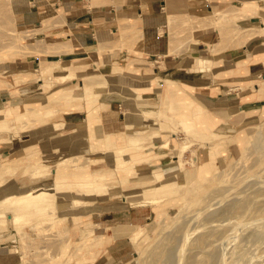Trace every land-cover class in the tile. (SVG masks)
<instances>
[{
  "label": "rangeland",
  "instance_id": "obj_1",
  "mask_svg": "<svg viewBox=\"0 0 264 264\" xmlns=\"http://www.w3.org/2000/svg\"><path fill=\"white\" fill-rule=\"evenodd\" d=\"M249 8L246 4L238 9L214 10L206 12V18L192 17L188 13L174 16L173 21L193 22V25L186 26L189 30L171 29L174 39L170 55L180 52L178 36L192 38L190 32L194 28L212 27L208 31L210 37L201 35L198 41L212 54L247 44L254 36L255 27L257 30L260 27L247 16ZM10 16L0 3V90H9L0 94V166L8 170L0 175V198L11 191L26 192L31 185L30 176L38 170L44 171L37 176L38 182L47 183H52L62 171L70 175L94 172L106 179H97L95 185L107 187L108 194L103 198L88 197L84 215L62 217L63 213L58 210L34 215L31 206L21 209L30 214L19 221L0 224V264H87L89 261L96 264H240L238 261L264 264V112L256 123L245 117L242 123L226 124L221 131L211 134L200 129L187 132L184 128L183 132H178L175 126L173 139L169 134L162 136V130L170 129L164 122L173 118L160 117L154 104L143 101L141 88L118 89L130 86L132 79H137L139 82H135L141 85V74L98 72V65L92 66L91 59L101 55L102 49L85 60L51 61L55 58H48L50 61L43 59L39 65H33V55L39 57L41 52L29 48L33 35H26L13 25ZM2 31L6 37L1 36ZM211 38L216 39V44ZM202 60L207 59H194L195 70L212 67L211 60H208L209 65ZM183 65L180 63V67ZM29 82H38L35 91L19 92L18 85ZM66 95L72 96L64 100ZM108 101H118L123 115L127 106L156 112L142 113L123 133L115 135L119 144L131 142L121 158L124 167L137 166L136 170L118 168L114 164L118 158L114 148L100 155L106 150L108 136H96L93 122L83 125L84 139L76 144L70 139L72 127L65 125V113L78 110L84 119L95 117L107 108L103 103ZM167 141L169 147H160ZM190 141L195 144L191 146ZM183 144L187 147L183 157L185 168L178 165L177 157ZM207 146L216 149L217 154L203 163L207 158L203 155L209 151ZM6 148L9 150L2 154ZM133 156L143 160L132 164ZM68 158L70 161L56 172L59 167L55 160ZM94 159L99 164L91 165ZM162 171L166 175L176 172L181 175L178 190L166 193L163 202L152 205L155 216L148 224L132 229V233L141 231L134 240L137 247L134 256L124 261L107 259L94 222L96 217L102 219L122 209L106 211L104 204L123 200L124 190L147 186L154 180L153 174ZM36 184L40 183L32 186ZM16 214L12 212L7 220ZM102 229L99 235L106 234ZM235 258L238 260L233 262Z\"/></svg>",
  "mask_w": 264,
  "mask_h": 264
},
{
  "label": "crops",
  "instance_id": "obj_2",
  "mask_svg": "<svg viewBox=\"0 0 264 264\" xmlns=\"http://www.w3.org/2000/svg\"><path fill=\"white\" fill-rule=\"evenodd\" d=\"M0 3L11 14L13 25L26 35H33L28 46L41 52L39 57L33 55V65H39L43 59L50 61L48 58L85 60L102 49L101 55L91 59L92 66L98 65V72L141 74L143 101L154 104L160 112L166 108L173 118L164 122L170 129L162 130V136L169 134L173 139L175 126L178 132H183L181 120L189 122L193 129L211 134L221 131L226 124L242 123L245 117L256 123L263 116L264 0H0ZM246 4L250 6L247 16L260 24L258 30L254 26V36L247 44L212 54L198 43L201 35L210 37L208 31L212 27L194 28L190 32L192 38L178 36L180 52L170 55L174 39L171 29L189 30L186 26L193 25V22L173 21L174 16L188 13L206 18V12L238 9ZM1 36L6 37L5 31ZM101 39H105L103 43ZM215 40L210 39L216 44ZM26 58L29 64V55ZM195 58L211 60L213 65L197 71L192 66ZM120 59L125 61L119 63ZM180 63L184 65L180 67ZM36 83L18 85V90L35 91ZM7 92L8 89L0 90V94ZM103 105L107 108L94 117V134L123 133L126 125L121 104L108 101ZM82 115L73 110L64 116L65 125L72 127L69 136L75 144L84 139L83 125L89 124ZM6 150L9 148L1 153L5 154ZM153 216V207H130L102 219L96 217L95 233L101 237L107 259L124 261L134 256L137 247L130 239L132 229L148 224ZM119 227L128 234L116 236ZM101 228L105 235H99Z\"/></svg>",
  "mask_w": 264,
  "mask_h": 264
},
{
  "label": "bare ground",
  "instance_id": "obj_3",
  "mask_svg": "<svg viewBox=\"0 0 264 264\" xmlns=\"http://www.w3.org/2000/svg\"><path fill=\"white\" fill-rule=\"evenodd\" d=\"M264 30V28H262ZM202 63H205L206 65H209L210 62L208 60H202ZM209 66H203L199 67L200 71L203 68H208ZM132 79V78H131ZM137 79H132V83L130 86H119L118 89H125L129 88L128 90H139L141 88V85L138 84ZM139 82V81H138ZM72 95H70L71 97ZM172 96V95H171ZM69 95L64 96V100L70 98ZM127 110L124 113V120L126 127H129L133 121L141 116L142 113H145L146 115L154 114L153 110H144L140 111L136 106H127ZM166 109V108H165ZM164 109V110H165ZM163 112L157 111V114L160 115V117L167 118L171 117L166 110ZM162 111V110H161ZM97 116V114H96ZM97 118V117H96ZM94 122V116H90L88 118V123ZM181 125L187 132H192L194 127L187 122L186 120H181ZM64 128V127H63ZM108 136L106 140V150L100 153V155L104 156L107 154V151L111 150V148H114V152L117 155L116 160V166L118 168L124 167V161L121 158V155L124 156V152L126 151V148L129 147V145H132L131 142L126 145L119 144L118 141H116L115 135L112 134H106ZM170 137V136H169ZM132 140V139H131ZM191 142V141H190ZM162 143V142H161ZM195 143L192 141L191 146ZM162 148L169 147V142H164L160 146ZM207 149L209 150L207 155H203V157H207L206 160L203 163H206L209 161L214 155H216V149H214L212 146H207ZM187 151L186 145H181L180 151L177 155L179 158L178 165L182 168H185V160L183 157H185V152ZM71 159V158H70ZM195 159V158H194ZM201 159V157H200ZM68 159H62V160H55L58 165L57 171H61L60 167L62 164L67 162ZM74 160V159H73ZM142 159L138 158L137 156H133V159H131L132 164L133 163H139ZM70 161V160H69ZM95 163H92L91 165H97L99 164L96 162V159L93 160ZM8 163V162H5ZM70 164V163H69ZM131 166V165H130ZM124 167L126 171L136 170L137 166L134 167ZM104 167V166H103ZM202 167V165H200ZM70 169V168H69ZM79 169V167H78ZM147 169V168H146ZM178 169V168H177ZM38 170V169H37ZM36 170V171H37ZM140 170V169H139ZM7 169L0 166V175L5 174ZM35 172V171H33ZM43 170H38V172H35L36 174L31 175L28 182L31 180V185L28 188L26 192L16 193L15 191L8 192L6 194H3L0 198V224L5 223L8 221H19L26 215H29L30 213L21 212L20 210L25 208L32 207V212L35 214L42 213V212H50L51 214L53 210H58L62 212L63 216L67 214L78 216V215H84L86 213V205L88 204L87 198L90 196H96V197H102L107 195V187L103 186H96L95 182L97 179H100L99 181H104L106 179H103L100 175L98 177L96 174L87 172L77 173L80 176L74 177L75 173L73 175H70L66 173V171H62L59 174L57 173L54 181L52 183H47V181H40L38 182L37 176L40 175ZM79 172V171H78ZM125 172V171H124ZM97 173V172H96ZM106 174V173H105ZM136 174V172L134 173ZM44 175V174H43ZM154 180L151 184L142 186H132L124 190V199L123 200H112L108 204H104V208L106 211L110 210H116V209H128L130 207H152V205L160 204L165 200L164 195L166 193H174L178 190V180L180 178V174H172V175H166L163 171L162 172H155L154 174ZM106 177V176H105ZM71 179V180H70ZM80 179V180H79ZM34 183H40L32 186L33 181ZM16 181V180H15ZM232 189V188H231ZM78 196H83L86 199H80ZM175 196V195H174ZM171 198V197H170ZM49 203V204H47ZM222 207V206H221ZM221 209V208H220ZM121 211V210H120ZM12 212H16V216L7 220V217L11 215ZM126 212V211H125ZM158 212V211H157ZM224 213V212H223ZM227 213V212H226ZM50 214V215H51ZM55 214V213H54ZM229 214V213H228ZM225 215V214H224ZM215 223V222H214ZM2 224V225H3ZM121 224V223H120ZM224 224V223H223ZM117 225V224H116ZM128 225V224H127ZM113 227V226H112ZM212 227V226H211ZM141 233V231H133L131 234V241L135 242L134 240L136 237ZM116 236H122L128 234L126 230H123L122 227H119L115 231ZM113 237V236H112ZM2 252V251H1ZM234 257V256H231ZM239 258V257H237ZM234 260L238 259H233ZM241 264V261H238ZM236 261V263H238ZM29 264V263H28ZM235 264V263H234ZM239 264V263H238Z\"/></svg>",
  "mask_w": 264,
  "mask_h": 264
}]
</instances>
